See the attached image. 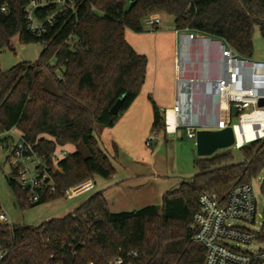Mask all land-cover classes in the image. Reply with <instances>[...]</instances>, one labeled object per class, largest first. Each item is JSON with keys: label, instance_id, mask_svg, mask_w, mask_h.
<instances>
[{"label": "trees", "instance_id": "1", "mask_svg": "<svg viewBox=\"0 0 264 264\" xmlns=\"http://www.w3.org/2000/svg\"><path fill=\"white\" fill-rule=\"evenodd\" d=\"M29 2L0 0V53L15 51V36L25 44L47 42L36 61L6 70L0 63V132L16 128L49 165L58 146L76 147L52 172L56 194L39 204L64 198V190L83 179L116 174L95 132L116 125L147 79L148 57L127 41V29L142 33L147 17L167 14L177 31L222 40L246 58L253 54L256 26L264 39V0H80L76 13L58 15L41 37L27 27L23 8ZM120 98L115 115L111 108ZM149 99L151 130H163L161 108ZM0 140L10 145L13 138ZM240 150L242 161L232 148L198 158L196 174L166 192L161 205L112 212L98 191L64 217L38 226L0 220V243L9 249L2 264H113L119 257L122 264H203L205 248L193 241L192 228L200 195L225 200L233 186L264 170V137ZM8 183L21 209L39 205L30 202L14 168ZM261 189L264 194V180ZM132 250L136 257L128 256Z\"/></svg>", "mask_w": 264, "mask_h": 264}, {"label": "built area", "instance_id": "2", "mask_svg": "<svg viewBox=\"0 0 264 264\" xmlns=\"http://www.w3.org/2000/svg\"><path fill=\"white\" fill-rule=\"evenodd\" d=\"M79 3L80 0H30L23 8L29 31L38 37L43 36L58 15L76 13ZM38 9H46L47 12L40 17L36 15ZM1 10H7L6 3L1 6ZM145 21L156 29L159 28L162 19L160 14H152ZM202 37L207 36L198 37L188 31L180 32L176 58L179 93L171 108H161L164 129L151 130L145 141L147 146H153L161 132L174 134L183 126L187 127L186 133L190 138H196V131L200 128L224 129L232 126L235 134V142L232 145L234 150L264 137V119L259 117L264 115V107L258 106L259 100L264 98V62L242 57L226 44L223 49L213 47L216 51H212V46L211 50L205 46L192 47V39L197 41ZM46 44V41L41 43L42 46ZM188 48L190 56L185 60L184 55ZM209 52L212 55L207 58ZM201 57L202 62L198 61ZM226 58L232 60V88L228 96V106L223 108L221 104L226 90L222 84L228 82L231 71ZM184 80L198 82L199 85L191 87L185 85ZM198 102L216 109L217 114H207L205 120L196 122L194 107ZM250 106L253 108L249 111ZM233 108L237 110L239 118V122L235 124L232 123ZM171 111L174 112L173 117L176 121L173 128L170 126ZM5 137L13 138L12 143L7 145L0 140V149L6 147L10 149V163L16 170L18 183L27 192L30 202L39 204L43 199L53 197L57 187L52 172L60 170L59 161L69 153L64 149H56L52 164L49 165L36 151L34 144L24 138L16 128L0 132V138ZM95 187L94 178H86L66 188L63 195L64 198L72 199L94 190ZM259 216L252 181L233 186L225 200L210 193L201 194L199 210L194 216L192 228L193 241L205 248L203 264H264V246L257 250L244 251L231 244L247 246L255 243L264 244V214L260 225ZM0 220L10 223V217L3 210L0 212ZM235 220L246 225L232 224L231 222ZM8 253L9 249L0 243V264ZM137 255V250L128 253L129 257ZM122 263L121 257L113 262ZM128 264H132L131 261Z\"/></svg>", "mask_w": 264, "mask_h": 264}, {"label": "rangeland", "instance_id": "3", "mask_svg": "<svg viewBox=\"0 0 264 264\" xmlns=\"http://www.w3.org/2000/svg\"><path fill=\"white\" fill-rule=\"evenodd\" d=\"M161 19L162 22L158 28L161 30V32H158L157 34L154 33L155 29L148 25L145 20L143 21L144 32L142 33L147 34L145 35L147 39L142 48V51L145 52L142 54H145L149 58L151 78L154 79L155 75L157 77V74L159 77L157 85L154 83L151 85V88L149 89V97L153 98L156 103L163 105V103L168 101L170 98L169 93L171 90V82L175 76L174 67L172 64H170L171 47L169 44V40L172 39V34L175 30V24L174 17L171 15L161 14ZM195 35L198 37L201 36L197 33ZM211 39L216 40L213 38ZM12 43L14 45L15 51L6 47L3 48L0 53V63L2 69H9L21 61L33 62L39 58L42 50V45L40 43H21L18 36L12 38ZM188 51H190L189 48L186 51V55H184L185 60L189 59L190 55L188 54ZM211 55L212 53L209 52L207 54V58ZM249 59L251 61L264 62V39L261 35L259 26H256L254 30L253 54ZM201 60L202 57L198 61ZM176 73H178V70ZM252 108L253 106H250L248 110L250 111ZM194 112L196 113L194 118L196 122L202 121L203 119L205 120L207 118V114H217L216 109L214 110L210 106H205L201 103L199 104V102L197 106L194 107ZM232 113V123H238L239 118L237 110L233 108ZM186 131L187 127L183 126L178 129L177 133L174 134H167L165 136L164 133L161 132L159 141L154 142L152 147L145 144L146 140L143 142L144 145L141 144V140H139L138 146L134 153V155L140 159H145L150 155L151 152L154 151L155 159L157 160L161 174L170 176V181L173 188L178 187L183 181L190 180L196 174V160L201 157L197 153L196 138L188 137ZM157 143H159L158 150H156L158 148ZM223 150H219L217 152ZM232 151L234 152L238 161L243 160V154L240 149L234 150L232 148ZM10 155L11 152L8 147L0 149V207L5 213L8 214L10 217V223L12 224H30L34 226L41 225L45 221L55 216H63L65 212L72 211L70 209H74L75 206L81 205L102 188L98 179L99 175H96L94 179L96 187L90 192L72 199L58 198L23 210L16 204L14 193L8 183V179L13 168L10 163ZM263 180L264 170L252 180L255 197L257 198L258 202V212L260 214L258 217V225H260L259 223L263 221L264 214V194L261 189ZM231 223L235 225H246L244 222L237 220L232 221ZM231 244L244 251L257 250L260 246H264V244L260 243H255L252 246L241 244L236 245L235 243Z\"/></svg>", "mask_w": 264, "mask_h": 264}, {"label": "crops", "instance_id": "4", "mask_svg": "<svg viewBox=\"0 0 264 264\" xmlns=\"http://www.w3.org/2000/svg\"><path fill=\"white\" fill-rule=\"evenodd\" d=\"M158 32H161V30L154 31L155 34ZM179 34L180 31L175 29L172 39L169 40L171 47L170 64L174 67L175 76L171 82L169 100L165 101L163 105L157 103L160 108H171L179 93L178 75L176 73ZM145 35L147 34L135 33L130 29L126 30L127 41L141 54L145 52L142 51L147 39ZM149 65L148 58L147 79L142 91L116 125L113 127H98L95 132L100 147L116 169V174L111 179L98 176L102 187L100 191H103L112 212L133 211L148 205H161L164 194L173 188L170 176L161 174L154 151L145 159H140L134 155L139 140L143 144L151 132L153 124V108L149 100V89L153 83L157 85L159 77L157 74V77L155 75L154 79L151 78ZM158 144L156 150L159 149ZM57 149H64L69 154L76 151V147L72 144L58 146ZM78 206H75L74 209ZM74 209L70 210L73 211ZM72 211L51 219L64 217Z\"/></svg>", "mask_w": 264, "mask_h": 264}, {"label": "water", "instance_id": "5", "mask_svg": "<svg viewBox=\"0 0 264 264\" xmlns=\"http://www.w3.org/2000/svg\"><path fill=\"white\" fill-rule=\"evenodd\" d=\"M210 44H217L218 47L223 49L225 44L222 40H212L210 37L198 38ZM217 47V48H218ZM122 106V98L112 106L111 112L119 115ZM259 107H264V98L258 102ZM235 142V134L232 126H227L224 129H204L200 128L196 131V147L197 153L201 157L211 156L219 150L231 148Z\"/></svg>", "mask_w": 264, "mask_h": 264}, {"label": "bare ground", "instance_id": "6", "mask_svg": "<svg viewBox=\"0 0 264 264\" xmlns=\"http://www.w3.org/2000/svg\"><path fill=\"white\" fill-rule=\"evenodd\" d=\"M192 47L194 46V47H200V46H202V47H206L207 49H209V50H211V46H212V48L214 47H218V45L217 44H210V43H207L206 41H204V40H200V39H197V41L195 40V39H192ZM212 49V51L214 50V51H216L215 49ZM218 48H220V47H218ZM226 61H227V64L229 65V68L231 69V71H229V77H228V82H225L224 84H222L223 85V87H224V89L226 90V92H224L223 93V98H222V107L223 108H226L227 106H228V96H229V94H230V89L232 88V60L230 59V58H226L225 59ZM183 83H185V85H189V86H193L194 87V85L196 84H198V82H192V81H190V80H184V82ZM199 85V84H198ZM231 92H232V90H231ZM171 113V116H170V126H171V128H173L174 127V125H175V118L173 117V111H171L170 112ZM254 115V114H253ZM253 115H250L251 116V118L253 117ZM259 117H261V118H263L264 119V115L262 114V115H260ZM188 119V118H187ZM239 129L241 130L242 129V127H239ZM240 137H241V132H240Z\"/></svg>", "mask_w": 264, "mask_h": 264}]
</instances>
